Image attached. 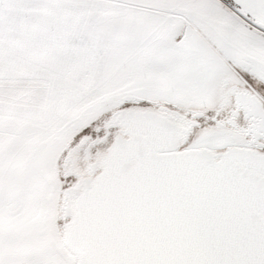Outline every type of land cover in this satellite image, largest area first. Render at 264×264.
<instances>
[{"label":"snow or ice","instance_id":"snow-or-ice-1","mask_svg":"<svg viewBox=\"0 0 264 264\" xmlns=\"http://www.w3.org/2000/svg\"><path fill=\"white\" fill-rule=\"evenodd\" d=\"M0 264H264V0H0Z\"/></svg>","mask_w":264,"mask_h":264}]
</instances>
